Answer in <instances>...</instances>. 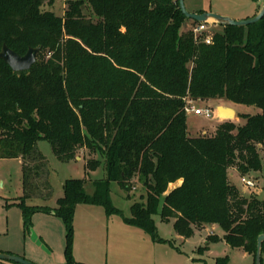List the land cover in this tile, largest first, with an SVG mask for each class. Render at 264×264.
Masks as SVG:
<instances>
[{
	"label": "trees",
	"instance_id": "16d2710c",
	"mask_svg": "<svg viewBox=\"0 0 264 264\" xmlns=\"http://www.w3.org/2000/svg\"><path fill=\"white\" fill-rule=\"evenodd\" d=\"M52 2L0 0V49L3 43L19 54L40 48L26 71L0 59V158L21 159L22 193L11 204L21 210L23 230L30 232L34 211L60 217L66 264H86L70 254L76 205L120 213L110 183L129 197L137 182L144 194L123 219L152 240H163L153 219L158 214L184 239L219 226L229 247L254 257L264 233V199L242 193L232 177H264V17L247 26L219 25L206 44L182 29L186 20L196 21L181 13L177 0H66L62 15L44 8ZM187 99L260 111L195 136L186 123ZM39 140L61 161L84 150L86 170L103 165V176L66 178L54 206L27 204L51 196ZM217 239L209 235L206 243Z\"/></svg>",
	"mask_w": 264,
	"mask_h": 264
},
{
	"label": "rangeland",
	"instance_id": "374dc122",
	"mask_svg": "<svg viewBox=\"0 0 264 264\" xmlns=\"http://www.w3.org/2000/svg\"><path fill=\"white\" fill-rule=\"evenodd\" d=\"M65 1L53 0L51 4L44 5V8L62 15L65 10ZM183 2L188 12L204 10L219 13L223 8L236 7L239 9L236 14L248 11L250 12L248 17L253 16L252 9L256 8V0H183ZM191 26H193L191 21L186 20L182 29L188 30ZM218 29H220L218 24H213L211 27L213 32ZM39 56L38 54L37 58ZM221 104L234 108L236 115L232 120L238 124L243 123V119L239 120V114L252 115L260 111L255 106L233 105L217 99L195 102L196 107L209 106L213 115L216 107ZM218 120L222 122L225 119H218L215 115L205 117L200 114L186 113L189 134L195 136L210 134ZM36 152L44 157L46 170L44 183L46 182L51 190V196L48 199L45 197V200L40 199L42 195H39V198L32 197L26 201L30 205L54 206L56 199L62 195V183L66 178L87 177L91 181L104 174L103 165L95 171L86 170L84 150L79 151L75 159L61 161L53 153L48 141L39 140L36 143ZM32 165L34 163H31ZM238 175L239 173L234 172L232 181L242 193L258 195L259 198L264 199L263 176L256 173L247 174L256 181V186L248 189L240 183ZM175 185V183L170 184L168 188ZM86 190L91 192L89 184L86 185ZM21 193V159H0V241H9L19 246L17 251L3 249L0 251L19 255L36 264H40L42 256L50 259L52 264H66L68 242L64 222L52 213L34 211L30 216L32 233L25 232L21 224V210L15 204H11ZM141 194H144V189L140 183L133 182L129 197H126V193L115 181H112L110 183L111 202L120 210V213L108 214L99 205L77 204L72 219V236L69 246L73 259L84 262L90 259L92 262L89 264H218L217 258L227 256V264H254L253 255L225 244L222 239L223 231L216 225L195 230L190 237L184 239L176 235L172 220H162L156 214L153 216L156 232L163 240H152L146 232L144 238L136 240L129 229L134 231L137 228L125 222L123 217L130 216V205L134 200L139 199ZM3 232L8 233L4 235ZM214 234L218 239L206 243L207 237ZM261 264H264V248Z\"/></svg>",
	"mask_w": 264,
	"mask_h": 264
},
{
	"label": "water",
	"instance_id": "95a60500",
	"mask_svg": "<svg viewBox=\"0 0 264 264\" xmlns=\"http://www.w3.org/2000/svg\"><path fill=\"white\" fill-rule=\"evenodd\" d=\"M177 2L181 13L185 17L196 22H210L223 26H247L264 17V0H262V5L257 13L251 17L243 19H233L229 16L211 11L188 12L184 6L183 0H177ZM39 51V47L30 46L24 54H19L3 43L0 49V59H2L13 71H26L35 63ZM216 112L219 119L225 120H232L235 115L234 109L225 105H218L216 107ZM30 233H32L31 228ZM263 243L264 233H260L256 238L254 264H261ZM0 260L11 261L15 264H36L19 255L4 251H0Z\"/></svg>",
	"mask_w": 264,
	"mask_h": 264
},
{
	"label": "built area",
	"instance_id": "2783aa9c",
	"mask_svg": "<svg viewBox=\"0 0 264 264\" xmlns=\"http://www.w3.org/2000/svg\"><path fill=\"white\" fill-rule=\"evenodd\" d=\"M214 23L210 22H196L195 25L191 26V32L196 40H201L206 44L212 42L213 31L211 27ZM186 113H194L204 115L205 117H212L213 111L209 106L196 107L193 99H187L185 104ZM240 183L248 189L254 188L256 186V181L250 178L247 174H239Z\"/></svg>",
	"mask_w": 264,
	"mask_h": 264
},
{
	"label": "crops",
	"instance_id": "0c3cea01",
	"mask_svg": "<svg viewBox=\"0 0 264 264\" xmlns=\"http://www.w3.org/2000/svg\"><path fill=\"white\" fill-rule=\"evenodd\" d=\"M261 5H262V0H256V8L254 9H252L254 12V14L255 13H257L258 12V10L260 9V7H261ZM238 8H236V7H226V8H223L222 10H221V12H219V14H222V15H226V16H229V17H231V18H233V19H241V18H244V17H248V15H250L249 13L250 12H248V11H246V12H242L243 14H236V12H238ZM202 11H204V10H197V11H194V12H202ZM233 13H235V14H233ZM245 13V14H244ZM254 14H252V15H254ZM209 100H212V99H208V100H199V99H197V100H194V102H197V101H203V102H208ZM230 104H233V103H230ZM221 105H225V104H221ZM234 105V104H233ZM237 105V104H236ZM225 106H227V105H225ZM230 107V106H229ZM233 108V107H232ZM234 109V108H233ZM235 111V110H234ZM217 118H218V116H217V112H216V109H215V114H214ZM214 115L212 116V117H214ZM235 115H236V113H235ZM219 119V118H218ZM219 122H221V121H217V123L216 124H218ZM215 127H216V125L214 126V128H213V130L215 129ZM212 130V131H213ZM0 159H2V158H0ZM180 183V180H178L175 184L176 185H178ZM133 228H135V227H133ZM137 229H133L134 231H131L132 229H129L130 231V233L132 234V235H134L135 237H136V240L138 239V240H140V238H144L145 237V231H143L142 229H140V228H138V227H136ZM203 229V228H202ZM8 232H3L2 234H7ZM179 237V236H178ZM179 238H181V237H179ZM143 240V239H142ZM205 242H206V240H205ZM226 244V243H225ZM144 245V244H143ZM18 248H19V246L17 245V244H13L12 242H9V241H4V242H2V241H0V249H3V250H7V251H17L18 250ZM16 253V252H15ZM245 253V252H244ZM41 259H40V261H39V263L40 264H52V261L50 260V259H47V257L45 258L44 256H42V257H40ZM85 259V258H84ZM87 261L86 262H84V261H81V260H77V261H80V262H83V263H86V264H89V262L91 263L92 262V260H90V259H86Z\"/></svg>",
	"mask_w": 264,
	"mask_h": 264
}]
</instances>
